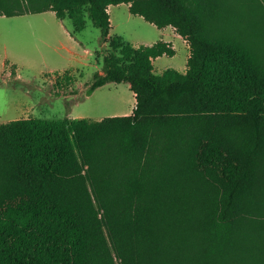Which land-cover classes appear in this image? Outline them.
I'll use <instances>...</instances> for the list:
<instances>
[{"label":"trees","instance_id":"obj_1","mask_svg":"<svg viewBox=\"0 0 264 264\" xmlns=\"http://www.w3.org/2000/svg\"><path fill=\"white\" fill-rule=\"evenodd\" d=\"M121 4L186 39L185 74L154 72L172 44L109 36ZM44 12L109 44L86 97L127 83L136 106L0 125V264H264V0H0Z\"/></svg>","mask_w":264,"mask_h":264},{"label":"rangeland","instance_id":"obj_2","mask_svg":"<svg viewBox=\"0 0 264 264\" xmlns=\"http://www.w3.org/2000/svg\"><path fill=\"white\" fill-rule=\"evenodd\" d=\"M242 1L236 0L237 4ZM110 15L112 37L120 36L127 43L142 45L162 40L161 32L145 20L138 17L127 20V4L112 7ZM45 17L43 20L36 14L23 18L0 16V125L29 118L59 120L69 117L72 107V117L99 121L110 116L107 107L112 108L117 101L130 106L133 100L127 84L118 89L110 86L91 98L86 97L88 85L95 73L102 71L103 59L110 51L92 21L87 17L86 28L74 34L70 20H65L63 26L55 16ZM165 36L169 38L170 32ZM171 40L177 53L155 62L157 75L186 64V50L181 43ZM3 59L17 60L19 78L8 62L4 66ZM49 70L58 73L48 74ZM63 70L74 75L66 79Z\"/></svg>","mask_w":264,"mask_h":264},{"label":"crops","instance_id":"obj_3","mask_svg":"<svg viewBox=\"0 0 264 264\" xmlns=\"http://www.w3.org/2000/svg\"><path fill=\"white\" fill-rule=\"evenodd\" d=\"M119 6V5H118ZM112 7H116V6H110L109 7V9H108V13H109V16H110V22H111V30L113 29V20H112V18H111V15H110V9L112 8ZM127 7H128V15H127V20L129 21V20H131V18H133V17H138V18H141L142 20H144L142 17H140V16H133V15H131L130 14V12H129V5H127ZM49 14H51V16H55V18H56V15H55V13L54 12H44V13H41V14H36V15H38V16H42V18H44L43 20H45L46 19V17L45 16H47V15H49ZM35 15V14H34ZM30 16H32V15H25V16H20V17H30ZM41 18V19H42ZM58 20V19H57ZM58 22H59V24H61V25H63L64 26V23H65V21L64 22H62V21H59L58 20ZM152 26H154L153 24H151ZM155 28H157L156 26H154ZM158 29V28H157ZM111 30H110V37H112V35H111ZM160 32H161V34H162V41H165V42H167V43H170V44H172V46H173V48L175 49V51H176V53H177V48H176V46H175V43L171 40V39H174V40H176V41H178L179 43H181V45L184 47V49L186 50V53H187V61H186V64L185 65H181V66H179V68H170V69H175V70H177L178 72H180V73H182V74H185L186 73V71H187V62H188V59H189V57H190V47H189V44H188V42L186 41V39H184L183 37H181L179 34H177V32H176V30L172 27V26H168V27H166V28H163V29H158ZM167 32H170V36H169V38H166V33ZM167 37H168V35H167ZM171 38V39H170ZM155 42H146V43H144V45H152V44H154ZM133 46H135V47H137V46H140V45H142L141 43H137V44H132ZM6 57H7V55H6ZM163 57H166V56H163ZM163 57H160V58H157V59H155V60H153V65H154V72H155V62L156 61H158V60H161ZM6 62H8V64L10 65V67H13L14 68V70H15V74H16V77L17 78H19V67H18V64H17V60L16 59H3V63H4V66H5V63ZM164 71H166V70H164ZM62 72H64V73H69L70 75L69 76H73L74 75V72H72V71H70V70H63ZM55 73H58L57 72V70H49L48 71V74H55ZM99 73H102V71H100ZM59 74H61V73H59ZM121 84H127V83H121ZM121 84H115V83H110V84H107V85H105V86H103V87H101V88H98L90 97H88V98H91V97H93L97 92H99V91H101L102 89H104V88H107V87H110V86H118V87H116V89H118L119 88V86H121ZM127 86L129 87V89H130V85L129 84H127ZM131 91V90H130ZM131 94H132V104L130 105V106H124V104L123 103H121V102H119V101H117V103L115 104V105H113L112 106V108L111 107H107V110L111 113L110 114V116H106V117H120V116H130V115H132V113H133V110H134V108H135V106H136V98H135V94L131 91ZM113 97H115L114 95H113ZM117 97V96H116ZM76 103H78V102H76ZM73 112H74V109H73V107L71 108V110H70V114H69V117L70 118H73V119H75L76 117H72V114H73ZM79 118H81V117H79ZM105 118V117H104ZM103 119V118H102Z\"/></svg>","mask_w":264,"mask_h":264},{"label":"built area","instance_id":"obj_4","mask_svg":"<svg viewBox=\"0 0 264 264\" xmlns=\"http://www.w3.org/2000/svg\"><path fill=\"white\" fill-rule=\"evenodd\" d=\"M109 12V11H108Z\"/></svg>","mask_w":264,"mask_h":264}]
</instances>
